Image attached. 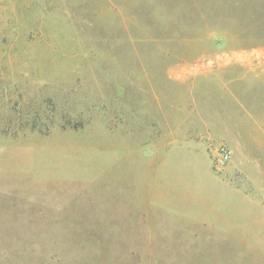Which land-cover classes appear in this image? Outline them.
<instances>
[{"label": "rangeland", "instance_id": "rangeland-1", "mask_svg": "<svg viewBox=\"0 0 264 264\" xmlns=\"http://www.w3.org/2000/svg\"><path fill=\"white\" fill-rule=\"evenodd\" d=\"M0 264H264V0H0Z\"/></svg>", "mask_w": 264, "mask_h": 264}, {"label": "built area", "instance_id": "built-area-1", "mask_svg": "<svg viewBox=\"0 0 264 264\" xmlns=\"http://www.w3.org/2000/svg\"><path fill=\"white\" fill-rule=\"evenodd\" d=\"M221 158L222 159L228 158V151L226 149H221Z\"/></svg>", "mask_w": 264, "mask_h": 264}]
</instances>
